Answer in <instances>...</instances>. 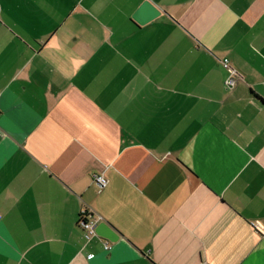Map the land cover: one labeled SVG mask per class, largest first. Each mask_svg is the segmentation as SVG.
I'll list each match as a JSON object with an SVG mask.
<instances>
[{"label": "crops", "instance_id": "0c3cea01", "mask_svg": "<svg viewBox=\"0 0 264 264\" xmlns=\"http://www.w3.org/2000/svg\"><path fill=\"white\" fill-rule=\"evenodd\" d=\"M145 1L0 0V264H264V0Z\"/></svg>", "mask_w": 264, "mask_h": 264}, {"label": "built area", "instance_id": "2783aa9c", "mask_svg": "<svg viewBox=\"0 0 264 264\" xmlns=\"http://www.w3.org/2000/svg\"><path fill=\"white\" fill-rule=\"evenodd\" d=\"M0 11H1V6H0ZM223 65L227 69V76L225 79V88L227 90H232L238 79L241 77L240 73L230 64L229 59H224L223 60ZM94 180L98 187L100 189H103L108 185V179L104 174H95L94 175ZM79 219V226L83 231V238L85 243H88L93 237H100L103 241V247L105 250H110L112 248V241L109 239H106L104 237H101L98 232H97V227L101 223V218L100 217H95L88 211H83L82 214L80 215ZM93 257L92 254L88 255V258Z\"/></svg>", "mask_w": 264, "mask_h": 264}, {"label": "water", "instance_id": "95a60500", "mask_svg": "<svg viewBox=\"0 0 264 264\" xmlns=\"http://www.w3.org/2000/svg\"><path fill=\"white\" fill-rule=\"evenodd\" d=\"M160 13V10L154 4L147 0L140 6L133 17L140 24H145L159 16ZM97 232L101 237L111 241H116L120 237L119 232L107 222H101L97 227Z\"/></svg>", "mask_w": 264, "mask_h": 264}]
</instances>
